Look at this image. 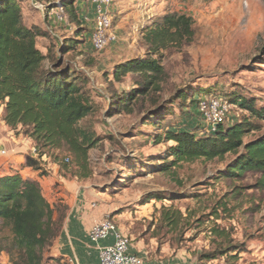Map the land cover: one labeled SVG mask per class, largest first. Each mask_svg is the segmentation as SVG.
<instances>
[{"label": "rangeland", "instance_id": "1", "mask_svg": "<svg viewBox=\"0 0 264 264\" xmlns=\"http://www.w3.org/2000/svg\"><path fill=\"white\" fill-rule=\"evenodd\" d=\"M34 1L44 8H35ZM34 1L22 0L20 5L28 25L41 32L38 47L45 48V53L59 52L63 67L89 82L86 89L96 110L80 127L90 129L99 139L89 154L87 169L65 153L59 155L63 168L50 158L43 163L49 181L41 186L53 209L56 232L45 251V263L71 264L58 254L57 241L72 209L85 204L95 215L112 220L149 258L162 260L185 252L197 264H264L261 175H232L234 155L220 161L169 165L174 161L170 152L174 144L167 142L168 131L163 130L167 123L182 126L195 121L206 132L209 125L200 104L214 96L230 102L249 97L256 100V108H264V0H112L110 11L118 40L101 52L94 50L91 40L93 0ZM174 12L193 18L195 43L183 52L170 49L160 54L168 75L162 92L133 103L130 112L109 115L115 97L137 89L131 75L120 82L113 80L114 67L145 58L144 31L158 17ZM73 15L90 30L82 42L75 40L77 26L70 23ZM66 42L75 48L64 52ZM180 93L188 98L172 105L170 99ZM166 100L168 106L151 117L147 110ZM245 115L248 112L232 105L226 124L242 121ZM1 120L6 155H1L0 163L16 167L17 159L25 151L31 154L35 145L22 132L4 128ZM262 135L264 123L245 142ZM177 215L178 225L172 226L167 218ZM6 236L8 231L0 223V242ZM227 246L238 248L221 255ZM0 264H11L6 252L0 253Z\"/></svg>", "mask_w": 264, "mask_h": 264}, {"label": "trees", "instance_id": "2", "mask_svg": "<svg viewBox=\"0 0 264 264\" xmlns=\"http://www.w3.org/2000/svg\"><path fill=\"white\" fill-rule=\"evenodd\" d=\"M20 1L0 0L2 120L7 128L16 134L22 132L35 145L38 157L26 155L22 168H30L40 177L46 176L43 159L50 158L63 168L65 164L60 161L59 155L65 153L77 166L87 169L89 154L99 142L94 132L80 127L96 110L94 100L86 89L89 82L78 79L70 69L64 68L59 52L47 50L45 53L39 49L41 32L27 25ZM73 16L70 23L77 26L75 40L82 42L90 30ZM143 40L147 47L146 57L118 64L111 73L117 82L131 75L137 89L122 98L115 97V107L109 115L130 112L133 103L163 91L162 83L168 75L159 59L160 54L170 49L183 52L194 44V20L184 13H167L144 31ZM62 44L58 45L59 51ZM65 44L64 52L75 48L73 43ZM187 98L185 93H180L170 102L174 105ZM228 102L249 115L233 125H227L225 121L214 132L205 130L203 133V128L195 121H191L190 125L186 122L182 126H173L172 123L163 126V130L168 131L167 142L174 144L170 149L174 161L169 165L200 160L220 161L227 155H234L237 159L231 167L232 175L239 177L246 172L257 173L264 182V135L245 142L247 136L263 129L264 108H256V100L249 97ZM167 106L166 100L147 112L153 117V112ZM178 219V215L167 218L176 227ZM0 223L2 230L8 231V236L0 242V253L6 252L11 264H46L45 251L56 232L53 209L44 197L38 180L24 178L20 174L0 176ZM232 248L238 247L227 246L221 250V255ZM205 256L212 257L209 254Z\"/></svg>", "mask_w": 264, "mask_h": 264}, {"label": "built area", "instance_id": "3", "mask_svg": "<svg viewBox=\"0 0 264 264\" xmlns=\"http://www.w3.org/2000/svg\"><path fill=\"white\" fill-rule=\"evenodd\" d=\"M93 2L95 9L91 40L94 50L101 52L115 43L118 37L113 28V15L110 11L112 0H93ZM33 5L37 9L44 8V5L35 1ZM58 17L63 20V16L60 14H58ZM85 20L88 21L87 18ZM200 110L209 125V130L214 132L220 124L225 123L227 120L232 110V104L221 98H209L201 101ZM0 155H6L5 149L0 150ZM30 155L37 158L36 149H33ZM110 237L115 240L113 245L99 247L101 264H142L139 257L129 253L130 239L122 234L116 224L109 218L96 223L89 232V239L95 244H100Z\"/></svg>", "mask_w": 264, "mask_h": 264}, {"label": "crops", "instance_id": "4", "mask_svg": "<svg viewBox=\"0 0 264 264\" xmlns=\"http://www.w3.org/2000/svg\"><path fill=\"white\" fill-rule=\"evenodd\" d=\"M92 9L94 16L95 5L93 1ZM42 50L46 49L43 48ZM3 111L4 106L0 103L1 118L3 117ZM1 123L4 128L8 129L3 120H1ZM4 141L5 139L0 137V150L5 148ZM29 154L30 153L25 151L23 155L17 159L16 167H9L8 164L1 165L0 163V176L20 174L24 178L38 180L41 184H43V182H48L49 180H47L46 176L40 177L38 172L33 171L30 168H22L25 157ZM46 160L47 158H44L43 163L47 162ZM42 167L47 172L44 164ZM104 219L105 218H101L100 215H95L91 212L89 208H86L85 204H82L81 207L78 206L73 208L68 216L66 227L57 241L58 254L64 259H67L71 264H101L99 258V247L113 245L115 240L113 237H110L108 240L103 241L100 244H95L88 238V232L96 223ZM129 253L139 257L142 260V264H197L193 261V257L185 252H180L175 256H171L169 258L166 257L162 260H155L146 256L145 252H141L139 248H135L133 244H131Z\"/></svg>", "mask_w": 264, "mask_h": 264}]
</instances>
